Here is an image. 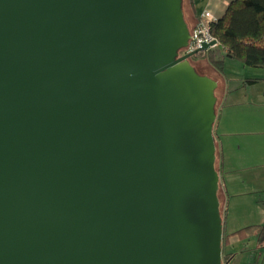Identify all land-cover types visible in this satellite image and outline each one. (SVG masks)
Here are the masks:
<instances>
[{"label": "water", "instance_id": "1", "mask_svg": "<svg viewBox=\"0 0 264 264\" xmlns=\"http://www.w3.org/2000/svg\"><path fill=\"white\" fill-rule=\"evenodd\" d=\"M190 40L182 0H0V264H223Z\"/></svg>", "mask_w": 264, "mask_h": 264}, {"label": "crops", "instance_id": "2", "mask_svg": "<svg viewBox=\"0 0 264 264\" xmlns=\"http://www.w3.org/2000/svg\"><path fill=\"white\" fill-rule=\"evenodd\" d=\"M231 1L191 0V9L188 0H186L184 3V15L187 26L190 29H194L205 11H209L215 18L221 17ZM248 87L244 86L239 90L243 91L242 94L238 90L232 93L227 91L224 94V102H229L230 106L237 105L248 109L251 107L252 110L245 113V116L247 117L251 111H254L252 115L253 121L256 122L258 127L263 126L264 116L257 115L259 107L251 104V96L247 95L252 92ZM260 97L263 102L259 106L264 107V92L260 93ZM247 122L248 120L245 118L239 120L238 125L246 127ZM215 133L218 138V129L216 127ZM261 135L262 133L259 134V136ZM254 156L256 157V162H251L250 160V162H247L246 157H244L243 161L237 162H234L232 158L230 159V164H228V159H223V157L221 162L219 160V170L226 177V180L223 177L221 181L223 210L225 213V216L222 217L223 235L228 236L223 250L225 253L232 254L227 264H264V240L262 242L259 241L256 231L250 236L233 235L234 232L242 228L264 224V151L256 153ZM224 170L226 171L224 172Z\"/></svg>", "mask_w": 264, "mask_h": 264}, {"label": "rangeland", "instance_id": "3", "mask_svg": "<svg viewBox=\"0 0 264 264\" xmlns=\"http://www.w3.org/2000/svg\"><path fill=\"white\" fill-rule=\"evenodd\" d=\"M215 55L218 56L217 51H215ZM192 65L197 74L214 80L218 85L215 90V96L218 100L216 105L217 121L213 126V135L217 148L215 166L220 178L218 197L221 215L224 217L221 181L223 177L226 180V177L223 172L219 170V160L221 162L223 157V159H228V164H230V159L232 158L234 162H237L243 161L244 157H246L247 162H256V157L254 155L264 151V123L263 126L261 125L258 127L256 122L252 119L254 111H251L247 117L245 116V113L252 110L251 107L248 109L237 105L230 106L229 102H224V94L227 91L232 93L235 90H238V92L242 94L243 91L239 90L243 88L246 79H258L255 84L247 85L252 92L248 93L247 96H251L252 105L259 107V113H257V115L264 116V107L259 106V104L263 102L260 93L264 92V68L243 66L238 61L229 59H225L222 72L216 71L209 62L204 59H195ZM240 96L242 97V95ZM245 118L248 120L247 126H239L238 121ZM215 127L218 129V138L215 133ZM260 133H262L261 136H259ZM256 167L259 168L258 165H256ZM225 171L226 170H224V172Z\"/></svg>", "mask_w": 264, "mask_h": 264}, {"label": "trees", "instance_id": "4", "mask_svg": "<svg viewBox=\"0 0 264 264\" xmlns=\"http://www.w3.org/2000/svg\"><path fill=\"white\" fill-rule=\"evenodd\" d=\"M185 1L182 0L184 20ZM188 3L192 9L191 0H188ZM194 29L189 28L190 33ZM209 33L218 43L214 48L216 50L210 49L193 56L189 60L191 64L195 59H204L216 71L222 72L225 59H229L238 61L243 66L264 68V0H232L222 16L210 23ZM215 51L218 56L215 55ZM246 81L243 87L255 84L258 79L251 78ZM254 231L258 234L259 241L262 242L264 240V224L242 228L234 232L233 235L250 236ZM227 237L223 235L222 239L223 264H227L232 256L223 250Z\"/></svg>", "mask_w": 264, "mask_h": 264}, {"label": "built area", "instance_id": "5", "mask_svg": "<svg viewBox=\"0 0 264 264\" xmlns=\"http://www.w3.org/2000/svg\"><path fill=\"white\" fill-rule=\"evenodd\" d=\"M216 19L217 18L213 17L209 11L203 12L200 22L191 33V40L189 41L188 47L183 53H188L198 49L200 47V42L202 41L208 43L212 40H215L216 44L210 45L208 50L217 47L218 43L216 39L209 33V25Z\"/></svg>", "mask_w": 264, "mask_h": 264}]
</instances>
